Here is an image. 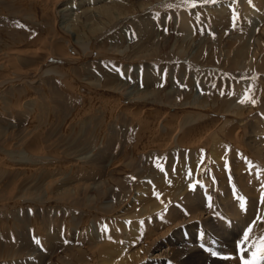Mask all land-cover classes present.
I'll return each mask as SVG.
<instances>
[{
  "label": "rangeland",
  "instance_id": "374dc122",
  "mask_svg": "<svg viewBox=\"0 0 264 264\" xmlns=\"http://www.w3.org/2000/svg\"><path fill=\"white\" fill-rule=\"evenodd\" d=\"M57 1L58 0H11V6H13L12 10L6 3V0H0V54L7 53L6 51L10 48H15L13 44L18 45L19 47L16 49L22 52L19 58L16 59V62L6 60V57H2L5 60L2 59L1 63L3 70H11L12 72L18 71L20 69V64H18V62L22 61L24 65H26L27 62L30 63V60L27 61L26 58L32 59L31 65L33 64V66H36L37 63L42 61L44 55H59V58L66 64V70L60 67L61 70L59 69V72H55L53 69L47 73L48 75L45 74V76L41 77L42 80H39L40 83H33L32 86L15 87L9 91L2 90L0 93L2 94L0 106H2L1 110L3 111H0V264H56V259L60 255L61 257L63 256L65 260H63L64 258L62 257L63 259L61 258V260H63L64 263L60 260L59 264H105V261L112 264H121L125 258L124 256H127L131 251L137 249L139 245H142V248H140L137 255L131 256V264H143L144 262V264H240V254L236 250V245L243 238V231L247 230V227L245 224H242L244 223L243 221L240 222L238 226V223L235 222L238 217L234 218L235 214H232L230 210L227 211L224 206L231 205V203L234 204L235 199L240 203L239 198L242 197L243 191L248 189L246 179H244L245 182L240 179V183L244 182V186L240 183H238L239 186H236L238 182L235 178L236 175L233 174V177L231 176L237 164L239 165V167L237 165L239 172L240 168L244 173L250 168V162L245 160L246 158L241 157L239 159L236 156V159L233 161L235 165H233V163L227 162V158L223 159L226 157V154L224 157L222 153L223 150H215L216 157H213L214 161L220 160V163H229L231 167H229V164L225 166L214 164L215 168H210L213 170L212 174H214L213 176L215 178L211 177V179H209L207 175H203L204 177H201V174L196 175L198 176H195V183L197 184H195L194 187L196 189L192 188L193 191H191L192 194H196V192L200 193L198 200L206 201H199L200 207L202 206V212L213 202L212 210L219 206V204L221 206L223 205L220 209L221 212H224V210L225 212L222 214L225 216L230 215L232 219L230 216L225 217L223 215L221 219L224 220L223 217L229 218L233 225L230 222H227V224L215 222L216 219L212 216L210 217L211 220L208 221L209 223L207 222L202 228L194 223L191 228L189 225L180 228L179 225L181 222H179L174 229L169 232L170 234L168 233L166 239H164L165 237L162 239L158 238L154 242H150L149 240L143 244L141 241H144V238L142 236L138 237V235H142V231L150 235L152 231L148 228L149 225L155 224L156 227L158 226L157 229L154 228V231L158 232H155V237L164 232V230L161 229L163 219H166L168 222L170 217L171 219L174 216L177 217L181 209L183 211L182 216L185 218L187 211L189 213V210L196 209V205L193 204L197 202V200L193 198H188L191 202L184 200L186 196L180 197L179 190H181L180 193L182 195H185L187 190L185 188L193 184L194 175L192 172H194L195 169V162L193 163L192 160H199V157L194 153V156H192V153H190L191 156L187 157V159H184L182 156H177L174 158L175 161H171L169 158H165L166 160L163 159L159 162L146 159L143 163L136 166V164L127 162V156L122 155L124 153V147L129 140V136L132 137L130 138L133 139L132 142H135V139H137L139 143L141 140L144 142L147 140L150 142L154 140L155 142L152 141V143L156 145L159 144L160 146L163 145L162 141L164 144L169 141L167 131L163 130L155 133V129L157 128L156 119L159 120L158 115L160 114H162L160 122H162L164 128H169L172 126L171 124L175 122L178 127L180 125L185 129H194L197 133L200 130V136H204V130L209 128L211 123L217 121V114L224 113L223 109H226L224 105L225 102L232 103L230 105L231 107L229 106L230 110H232L234 106L243 104L240 102L241 100L237 99L233 102V95H228L229 88H231L230 91L234 90L232 88L235 84V81L232 82L233 78L229 74H221L220 76V73H217L218 70L214 67L216 64L220 67L224 66L226 69L229 66L234 69L238 67V65H236L238 62L236 61L237 57L235 52L238 49V52L241 54L242 51L240 44H242L243 41L239 40L240 35L251 37L252 34L253 36L257 34L256 36H258L259 30L257 26L259 23H257V20H255V22L254 19H257V17H255L257 12H260L264 7L259 8L257 3L254 4V2H256L255 0H247L252 6L255 5L254 10H248L239 0H199L201 3L198 4L196 2L193 3L194 0L190 2L187 0H76V2H70V6H64L63 2L61 7L58 8V5L57 8H55L54 3ZM80 1L82 4L88 5L90 3L88 6L92 7V9L87 6L83 10H80L81 8L79 7L82 5L81 3L79 4ZM183 3L184 6H179ZM187 3L189 4V6L187 5L188 7L185 6ZM193 4L195 6H193ZM104 5H111V14L102 20L99 8ZM241 6L243 13H241ZM38 11L41 19L35 18V13ZM250 11L254 13L252 12L253 14H251ZM14 13H18V15ZM179 13L182 14L181 18L177 15ZM24 15L25 18L23 17ZM33 15L34 18L39 21L38 25L31 24L30 20L33 19ZM10 17H19L17 22L20 23L14 22ZM244 19H246V21H244ZM252 20L254 22H250ZM249 24L251 26H249ZM13 26L15 27L14 29ZM248 27H250V30ZM72 43L76 45L75 51L80 56V62L73 51H71L72 54H65ZM26 48L29 50L27 51ZM133 59L135 61H133ZM257 59L259 60V55ZM258 60L257 63H259V65H257V70L262 74L264 73L262 57H260L259 62ZM66 61H70V64H67ZM50 62L52 63L53 61L50 60ZM200 62L205 64L202 65ZM119 63L125 66L119 65L117 67L116 65ZM193 63L197 65L193 66ZM242 64L245 63L242 62ZM56 65L57 64L54 62L51 66L54 67ZM56 70L58 69L56 68ZM202 70L205 71V74H202ZM206 70L208 71L206 72ZM171 72H173V75H171ZM252 75L253 74L250 76L251 78H253ZM72 77L85 81L90 87H97L99 90L111 91L110 88H119L116 85L119 84L125 88L123 93H119L120 96L118 93H115L119 99L129 100V98H133V96L136 97V95L139 97V94H137L138 92L140 96L144 97L150 96L154 98L158 96L156 97L158 101L162 100L165 106H154L155 108H152L150 114L149 112L146 114L147 112L137 111L141 109L138 108L141 104L132 103L129 105L122 103V106L126 107L122 111L129 110V112H123L124 114L119 116L120 118L125 117V119L116 118L113 124H111V128L108 126L105 130H101V138L96 142L99 136L98 131L104 125L101 120H105L103 116L105 111L95 107H93L91 111L90 109L87 110L86 107H80L83 102L87 103L86 100H83L81 105H74L72 101L60 99V94L63 92L67 95L73 93L74 84L71 83L73 82ZM125 81H128V83ZM262 86L264 88V85ZM19 90H22V92ZM58 92L60 94H58ZM7 94L9 96H7ZM96 95L98 97L101 95L104 99H113L111 97L113 94ZM253 95L249 94V98L247 97L248 101H245L250 103L252 100H258L259 103L261 102V105L264 104L263 97V99H258L255 93ZM57 97L60 100H58ZM98 97H94V99L100 102L101 99ZM28 98H30V100ZM230 98H232V100ZM102 102L105 106L111 103L106 101ZM20 103H22V106ZM209 104L212 105L210 106ZM208 106L211 107V109ZM247 106L248 104L243 105L241 108L242 110H240L238 114H245L247 111L246 109H248ZM72 107L74 109L75 107H80L82 112L73 111L74 109ZM177 108H180V111ZM162 110H168V113H163ZM132 111L134 112L131 113ZM228 111L229 110L226 112L228 113ZM8 112L16 117L19 116L18 120L13 122L5 119L4 116L10 115ZM207 112H213L214 114L213 116L211 115V119H207L206 121L200 120L202 123L205 122L202 125L204 128L201 126L200 129H196L195 124L199 123L193 122L194 117L200 114H206ZM140 114H145L146 118L150 117V121H152L146 123L145 127L137 128L127 119H131L132 117L133 119H142ZM208 115L210 116V114ZM256 115H261V117L258 116L259 122L261 118L264 119V112H257ZM106 116V122L112 123L108 119L110 113H106L105 117ZM186 116H188L187 119H185ZM252 116L255 118V114ZM86 117L87 119H84ZM190 117L192 121H190ZM9 118L10 117H8V119ZM72 120L81 122L78 125L75 124L71 126V123H73ZM226 122L229 121L227 120ZM129 126L132 128L130 129ZM152 127L155 128L153 129ZM63 128L65 130H62ZM219 129L220 127L218 130ZM229 130L230 127H227L224 132L227 138L223 133L222 137H214L215 140L212 139L213 142H218V139H222L233 144L232 140L234 138L236 139L239 134L236 133V137L232 136L233 133ZM226 132H229L230 135L228 136ZM253 132L254 131L251 130V134H253ZM137 133L138 135H136ZM143 133L146 134L143 135ZM151 133L157 135L156 138L149 137ZM184 136H187V133H184ZM180 139V144H184L182 139ZM237 139L239 140L240 138ZM246 139H244L243 143ZM202 140H204V138ZM243 146L245 149V145ZM130 148L131 150L136 149L135 147L132 148L131 145ZM89 149L90 152H87ZM83 150H86L84 155L81 154ZM219 150H221L220 153H218ZM253 151L254 150L250 151L251 154ZM216 152L219 156L222 155L221 157L223 158L219 157ZM14 153L15 155H13ZM19 154L23 155L20 157ZM74 154L77 157H75L74 163L68 162L71 157L75 156ZM208 155L209 154H205L206 163L209 162V159L211 161L213 160L211 157L209 158ZM14 156H17V159L16 157L14 158ZM217 157H219V159ZM133 158L136 159L132 157V161ZM215 158L217 160H215ZM221 159L224 161H221ZM239 160L245 161L244 166L241 165L242 162H239ZM65 162L68 163L67 165H63L65 167L61 168L58 166L65 164ZM125 164L128 166L126 165L127 167H124L123 165ZM14 165L15 167L13 168H16L18 165L25 166L26 169H29V173L21 177L20 175H22V173L20 175L16 174L17 172L13 174L8 173L6 171L7 166ZM109 166L110 168L122 166L118 172V179H120V176L123 174H127V185L122 184L123 191L121 194L117 192L116 189L120 184L116 185L111 180L114 183L113 188L115 187L114 190H112L113 188L107 187L104 185V182L100 180L104 177L106 169ZM59 167L60 169L65 168V173L62 175L63 177L60 176L58 172L55 173ZM237 168L236 172H238ZM225 169L228 172L225 171ZM231 169L232 172L230 171ZM226 176H228L227 179L225 178ZM189 177L192 178L190 181ZM231 180H234V182ZM209 181L211 183H209ZM186 182L188 185H186ZM232 184L234 185L233 191L234 193L236 192V194L230 196L228 188L229 194L227 195H229L230 198L226 197V201L222 203L221 198L224 196V194H221V192L224 191L222 187ZM104 186L106 187V191L104 190ZM214 188L215 191H213ZM242 189L244 190L242 191ZM144 191L146 194L143 193ZM201 192L206 194L203 195ZM142 194L144 196L147 195L149 200L145 199L144 201V199H142ZM206 196H210L212 199H207ZM245 202L244 200V203ZM125 203H127V205ZM152 203L153 206L157 205L156 209L161 210L156 212V209H152V206H150ZM235 203L238 205L237 202ZM145 207H148L147 209L149 212ZM143 210H145L144 212L146 213H142ZM237 210L239 211V209ZM80 211L82 212L80 213ZM226 211L231 214L226 213ZM149 214L152 215L146 216ZM166 214H169V216ZM187 215L188 214H186V216ZM213 216L219 217L220 215L215 213ZM75 217L78 218V224L76 223V225H74L73 222V225L76 227H72L74 229L70 233V229L68 228V226L70 227L69 222L73 221ZM128 218L129 220L131 219L130 221H137V226L141 228H133L129 231L128 235H126L127 230L124 229L126 228L124 222H126ZM86 219L88 220L85 221ZM141 219H143L144 222ZM134 222H131V225H133ZM84 223H86V225ZM122 223L124 225H122ZM234 223L237 229L232 227L235 226ZM228 224L230 225L229 227ZM77 225H79V228H77ZM84 226V232L80 231ZM223 226H226V228H223ZM58 227L60 230H58ZM63 227H65L66 230ZM158 228H160L161 231ZM241 228L242 230H240ZM148 230L149 232H147ZM173 230H176L175 233ZM129 238L131 239V244L127 243L129 242ZM62 239L64 242L66 241V247L61 244ZM173 239L177 240L174 241ZM159 240L167 242L165 245H162L160 249H158ZM36 241H39V243ZM118 243H120V245H118ZM150 243L152 244L149 245ZM248 244L249 243L246 242L242 245V247L247 249L245 258H248V252L252 251V248H249ZM116 248L117 250L113 252L112 249ZM133 248L134 250H132ZM206 249L208 250L206 251ZM32 250L35 252L34 255H32L33 257L21 258L25 253H27L26 256H28V252ZM109 250L112 253L108 252ZM213 251L217 253V256L211 255ZM9 255L10 257L14 256L16 259L11 257L13 260L15 259L13 261ZM54 256L58 257L55 258ZM224 256L231 257V259H221V257ZM140 258L145 261L143 262ZM160 259H162V261ZM150 260L153 263L150 262Z\"/></svg>",
  "mask_w": 264,
  "mask_h": 264
},
{
  "label": "bare ground",
  "instance_id": "6f19581e",
  "mask_svg": "<svg viewBox=\"0 0 264 264\" xmlns=\"http://www.w3.org/2000/svg\"><path fill=\"white\" fill-rule=\"evenodd\" d=\"M14 1H16V0H14ZM19 1V0H18ZM76 2V0H58L56 3H54V7L55 8H57V6H58V8L59 7H61L62 5H63V2H64V6H70V2L72 3V2ZM90 1V0H89ZM92 1H95V0H92ZM99 1V0H98ZM188 2H190V1H192V0H187ZM218 1H225V0H218ZM217 1V2H218ZM239 1H241V3L244 5V6H246V8L248 9V10H254V8H255V5L254 6H252V4H250L247 0H239ZM256 2H254V4H258V7L259 8H261V7H264V0H255ZM258 1V2H257ZM78 2V1H77ZM82 2H84V1H82ZM194 2H196L197 4L198 3H201L199 0L197 1H193V3ZM6 3L8 4V6H10V9H12L13 10V6H11L12 4H11V0H6ZM81 3V1L79 2V4ZM184 3H186V2H184ZM184 3L183 4H181V5H179V6H184ZM210 3V2H209ZM223 3V2H222ZM226 3V2H225ZM74 4V3H73ZM82 4V3H81ZM90 4V3H89ZM88 4V5H89ZM94 4V3H93ZM92 4V5H93ZM217 4V3H216ZM227 4V3H226ZM72 5V4H71ZM87 4H82L79 8H81L80 10H83L85 7H87L88 6ZM189 6V4L187 3L185 6L186 7H188ZM215 5V4H214ZM223 5V4H222ZM94 6V5H93ZM221 6V5H220ZM257 6V5H256ZM16 7V6H15ZM77 7H78V5H77ZM76 7V8H77ZM88 7H90V6H88ZM110 7H111V5H108V6H101L100 8H99V11H100V14H101V18H102V20H104L105 18H107L110 14H111V9H110ZM169 7H172V6H169ZM174 7V6H173ZM218 7V6H217ZM91 9H92V7H90ZM39 9V8H38ZM49 9V8H48ZM52 9V8H51ZM179 9H180V7H179ZM216 9V8H215ZM218 10H219V8H218ZM221 10V9H220ZM247 10V11H248ZM43 11V10H42ZM47 11V10H46ZM50 11V10H49ZM240 11V10H239ZM244 11V10H243ZM246 11V10H245ZM15 12V11H14ZM48 12V11H47ZM52 12V11H51ZM222 12V11H221ZM251 12V11H250ZM253 12V11H252ZM251 12V14H253ZM42 13V12H41ZM44 13V12H43ZM211 13H213V12H211ZM215 13V12H214ZM241 13H243L242 12V6H241ZM14 14H16V15H18V13H14ZM22 14V13H21ZM189 14V13H188ZM248 14V13H247ZM41 15H43V14H41ZM178 16H179V18H181L182 17V14L181 13H179V14H177ZM244 16H245V14H244ZM249 16V15H248ZM253 16V15H252ZM19 17H22V16H19ZM18 17V18H19ZM24 18H25V15L23 16ZM255 17H257V19L255 18L254 19V21L255 20H257V23H259L258 24V26H257V24H256V26L258 27V30H259V34H258V36H253V34H252V36L251 37H246V35H240V39L239 40H242L243 42H242V44H240V47L242 48V51H241V54L238 52V49L236 50V52H235V55H236V61L238 62L236 65H238V67L237 68H232L231 66H229L227 69H226V67H220L219 65H217L216 64V66L214 67L215 69H217L218 71H217V73H220V76H221V74H229L232 78H233V80H232V82L233 81H235V84H234V86H232V88L234 89L233 91H230V89L231 88H229V91H228V95L229 94H231V96L233 95V100H232V98H230L233 102L235 101V99H237V100H245V97H248L249 98V94L251 95H253L254 93L256 94V97L258 98V99H261L262 97L264 98V88H263V86L262 85H264V81H263V79H264V73H260V72H258V66L257 65H259V63H257V58H258V55H259V60H258V62L260 61V57H262V63L264 64V8H262L261 9V11L259 12H257V15L255 16ZM10 18H12V20L14 21V22H17L18 21V18L17 17H10ZM33 19H31L30 20V22H31V24H33V25H38L39 24V21L38 20H36L37 18H39V19H41V17H40V14H39V11L38 12H36L35 13V18H34V15H33V17H32ZM27 19V18H26ZM25 19V20H26ZM250 19V18H249ZM248 19V20H249ZM11 20V19H10ZM11 20V21H12ZM24 21V20H23ZM168 21V20H167ZM244 21H246V19H244ZM253 20L252 21H250V22H254ZM24 22H27V21H24ZM41 22V21H40ZM249 22V21H248ZM256 22V21H255ZM18 24L20 23V22H17ZM29 23V22H28ZM14 24V23H13ZM27 24V23H26ZM244 25V24H243ZM248 25V24H247ZM11 26V25H10ZM189 26V25H188ZM242 26V25H241ZM249 26H251L250 24H249ZM255 26V25H254ZM255 26V27H256ZM187 27V26H186ZM254 27V28H255ZM15 27L13 26V29H14ZM250 27H248V29H249ZM244 29H246V28H244ZM257 29V28H256ZM11 30V29H10ZM17 30V29H16ZM25 30V29H24ZM187 30H189V29H187ZM250 30V29H249ZM248 30V31H249ZM253 30V29H252ZM9 31V30H8ZM4 32V31H3ZM10 32H12V31H10ZM185 32V31H184ZM13 33V32H12ZM186 33V32H185ZM249 33V32H248ZM248 33H246V34H248ZM253 33V32H252ZM255 33H256V30H255ZM249 35V34H248ZM5 39V38H4ZM58 42V41H57ZM50 43V42H49ZM14 45V47L15 48H10V49H8L6 52L7 53H1L0 54V93H1V91L3 90V91H9V90H12L13 88H15V87H19V86H26V85H28V86H32V84L34 83V84H36V83H40V81L39 80H42V76H45V74L46 75H48L47 73H49L50 71H52L53 69V71H57V72H59V69H60V67L61 68H64L65 70H66V64H64L65 62L62 60V59H60L59 57V55H52V56H49V55H47V56H43V58H42V61L40 62V63H37L36 64V66H33V64L31 65V61H32V59H29V58H26L27 59V61L28 60H30V63L29 62H27V64L26 65H24L23 63H22V61L21 62H18V64H20V69L18 70V71H14V72H12L11 70H3V67H2V57H6L7 59L6 60H11L12 62H16V59H18L19 58V55H20V53H22V52H19L17 49H18V45H16V44H13ZM17 48V49H16ZM24 48V47H23ZM14 49H16V50H14ZM21 49H22V47H21ZM43 49V48H42ZM75 49H76V45L75 44H71L70 46H69V48L67 49V52L65 53V54H67V53H70V54H72L71 53V51H73L74 52V54L77 56V58H78V60H79V62H80V56H79V54L75 51ZM26 50L28 51L29 49H27L26 48ZM16 51V52H15ZM21 51V50H20ZM27 53V52H26ZM26 57V56H25ZM249 57V58H248ZM22 58H24V57H22ZM248 58V59H247ZM247 59V60H246ZM4 60V59H3ZM20 60V59H19ZM50 60L51 61H53L52 63L50 62ZM5 61V60H4ZM133 61H135L134 59H133ZM11 62V63H12ZM55 62V64H57L56 66H54V67H52L51 65H53V63ZM70 61H66V63L67 64H70L69 63ZM129 62V61H128ZM242 62L243 63H245V64H242ZM10 63V62H9ZM201 63V62H200ZM261 63V64H262ZM13 64V63H12ZM202 65H204L205 63H201ZM119 65H124V64H121V63H119V64H117L116 66L118 67ZM197 64H194L193 63V66H196ZM212 65V64H211ZM225 65V64H224ZM51 66V67H50ZM125 66V65H124ZM210 66V65H209ZM50 68V69H49ZM56 68L58 69V70H56ZM210 68V67H209ZM261 68V67H260ZM264 68V67H263ZM120 69V68H119ZM211 69H212V67H211ZM61 70V69H60ZM208 70H206V72H207ZM216 71V70H215ZM211 72H213V71H211ZM202 74H205V71H203L202 70ZM213 74V73H212ZM251 74H253L252 76H253V78H251L250 76H251ZM67 75V74H66ZM171 75H173V72H171ZM218 75V74H217ZM214 76V75H213ZM219 76V75H218ZM171 77H173V76H171ZM263 77V78H262ZM45 78V77H44ZM215 78V77H214ZM256 80H255V79ZM72 79H73V82H71V83H73L74 84V90H73V93L71 94V95H67V94H64V92L63 93H59L58 92V94H60V96H58V97H60V99H65V100H69L70 102L72 101V103L74 104V105H77V104H79V105H81V102L83 101V100H86L87 101V103H85V102H83V104H82V106H80V107H86V109L88 110V109H90V111L92 110V108L93 107H95V108H100L101 110H104L105 112L103 113V116H104V118H105V120H101L102 122H103V127L101 128V129H99V131H98V137H97V139H96V142H98L99 141V139L101 138L100 136H101V130H105L106 129V127H108L109 126V128H111L112 126H111V124H113V121L116 119V118H119V119H125V117H119V116H121V114H124L123 112H126V111H128L129 112V110H125V111H122V110H124L126 107H124V106H122V103L123 104H129V105H131L132 103H136V104H141V106L140 107H138L140 110H137V111H142V112H144V113H146V114H148V112H149V114H150V111L152 110V108H155L154 106H161V107H163V106H165V103H162V100L161 101H158V98H156V97H158V96H156V97H154V98H151L150 96H146V97H144V96H140V93L138 92L137 94H139V97H137L138 95H136V97L135 96H133V98L131 97V98H129V100H124V99H119V97L115 94V93H123L124 92V87L123 86H120L119 84H116L119 88H116V89H112V88H110V90L111 91H113V92H111V91H108V90H99V88H97V87H90L89 85H87L86 84V82L85 81H82V80H79V79H75V78H73L72 77ZM200 79V78H199ZM228 80V79H227ZM230 80H231V78H230ZM48 82V81H47ZM123 82V81H122ZM126 83H128V81H125ZM130 83V82H129ZM262 83V84H261ZM122 84V83H121ZM126 85V84H125ZM128 85V84H127ZM95 86V85H94ZM36 87V86H35ZM115 87V86H114ZM60 88V87H59ZM253 88V89H252ZM25 89V88H24ZM27 90V89H26ZM20 92H22V90H19ZM127 92V91H126ZM3 93V92H2ZM8 93V92H7ZM128 93V92H127ZM136 93V92H135ZM96 94H98V95H100V94H113V95H111V97L113 98V99H111V98H107V99H104V98H102L101 97V95L98 97ZM2 94H0V100H2V96H1ZM57 95V94H56ZM134 95V94H133ZM6 96V95H5ZM7 96H9L8 94H7ZM6 96V97H7ZM27 96V95H26ZM119 96H120V94H119ZM254 96V95H253ZM252 96V97H253ZM31 97V96H30ZM57 97V98H58ZM94 97H98V98H100L101 100H100V102H98L97 100H95L94 99ZM135 97V98H134ZM255 97V98H256ZM126 98V97H125ZM128 98V97H127ZM262 98V99H263ZM24 99V98H23ZM29 100H30V98H28ZM32 99V98H31ZM59 98H58V100H60ZM149 99V100H148ZM3 100H4V97H3ZM11 100V99H10ZM26 100V99H25ZM264 100V99H263ZM18 101H20V100H18ZM102 101H106V102H111L110 104H108L107 106H105V105H103V102ZM246 101H248V99L246 100ZM244 102L243 104H239V106H234L233 108H232V110H230V108H229V106L232 104V103H226L225 102V106H226V109H223V111H224V113H221V114H217V121L216 122H214V123H211L210 124V127L209 128H207L206 130H204L205 132H203L205 135L204 136H200V134H199V132H200V130H199V132L197 133V131L195 130L194 131V129L193 130H191V129H185V128H183V127H181L180 125H179V127L177 126V124L175 123V122H173L171 125L172 126H170L169 128H164L163 127V124H162V122H160L161 121V119H162V114H160V115H158V118H159V120H157L156 119V123H157V128L155 129V133H157V131H163V130H165V131H167L168 132V135H169V141H167V143H165L164 144V142L162 141V144L163 145H156L155 143H152V141H154V140H152L151 142L150 141H146V142H144L143 140H141V142L139 143L138 142V140L137 139H135L136 141L135 142H132L133 141V139H130V138H132V137H128L129 138V140L127 141V143H126V146L124 147V153H123V155L122 156H127V162H130V164H136V166H138V165H140L141 163H143V161H145L146 159L147 160H149V159H151V160H154L155 162H159V161H162L163 159H165V158H169L171 161H175V159L174 158H176L177 156H182L184 159H187V157H189V156H191L190 155V153H192V156H194L193 155V153L194 154H196V155H198V159L199 160H192L193 161V163L195 162V169H194V172H192L193 173V175H194V178H193V184L191 185V186H189L188 188H185V189H187L186 190V194L185 195H182L180 192H181V190H179V189H177V190H179L180 192H179V195H181L180 197H182V196H186V199L184 198V200H186V201H188V202H191L188 198H193V199H195V200H197V202H195L193 205H196L195 207H196V209H192V210H189V213H188V211L186 212V214H188L187 216H186V214H185V212H184V214H185V218L182 216V209L180 210V212H178V214H177V217H173L172 219H171V217H170V220L167 222L166 221V219H163V223H162V227H161V229H163L164 230V232L163 233H161V234H159V235H156L155 237H154V234H155V232H157V231H154V228H156L157 229V227H156V225L154 224V225H149V229H151L150 231H152L151 233H150V235H148L149 233H146V232H144V231H142V229H141V231H142V235H138V237L139 236H142L143 238H144V241H141L143 244L145 243V242H148L149 240H150V242H154L156 239H162L163 237H165L164 239H166V236L168 235V233L172 230V229H174V227L179 223V222H181V224L179 225L180 226V228H183V227H185V226H188L189 225V227L191 228L193 225V223L194 224H197L200 228H202V226H204L205 224H207V222L208 221H210L211 220V216L214 218V219H216V221L215 222H219V223H223V224H227V222H232V221H230V219L229 218H225V217H227V216H225V215H223L222 213H224L225 212V210H224V212H221V209L220 208H222V206L219 204V206H217L216 208H214L213 210H212V206H213V204H214V202L213 203H211V204H209V206H208V208L207 209H205V211L204 212H202V206L200 207V204H199V201H204V200H198L199 199V194L200 193H197L196 192V194H192V192L191 191H193L192 190V188H195L194 186H195V184H197V183H195V176L196 175H198V174H201V177L204 175H207L208 177H209V179H211V177H214L213 175L214 174H212L213 172V170H211V168L212 167H214V164H216V165H218V166H225L226 164H225V162L224 163H220L219 161H214V158L213 157H216V155H215V150L216 151H218L217 149H221V150H223V154H224V157H225V154H226V157L225 158H223V157H221L222 155V153L220 154L221 156H219L218 154H217V152H216V154L219 156V157H221V158H223V159H226L227 160V162H230V163H233V165H235L234 164V159H236V156L240 159L241 157H244V158H246L245 160H247L248 162H250V168H246L247 169V171L244 173V172H242V170H241V168H240V172H239V169L237 168V165H235V167L237 168V170H238V172H236V168H235V171H233L234 173H232L231 174V176L234 174V175H236V179L238 180V182H237V185L236 186H239V184L238 183H240L241 182V180L240 179H242L244 182H245V180L244 179H246L247 180V183H248V185H247V190H245V191H243L244 189H242V191H243V193H242V198H243V200H245L246 202L244 203V205H245V207L243 208V210L241 209V207H240V203L237 201V199H235V201H234V204L233 203H231V205L229 204V203H227V204H229V205H225V206H227V207H225L224 206V208H226V210L228 211V210H230L231 212H232V214H235L234 216V218H236V217H238V219L236 218V220H235V222H237L238 223V226L240 225V222H244V223H242V224H245L246 225V227L248 228L249 226H251L252 227V229H253V231L250 233L251 235H250V238H249V241H247L249 244H251L252 242H253V240H255V242H259V238L261 237V236H264V200H262V197H264V119L263 118H261L260 119V122L258 121L259 119H258V116L256 115V113L258 112H264V104L263 105H261V102L259 103V101L258 100H252L250 103H248V102ZM253 101L255 102V103H253ZM22 102H25V101H22ZM18 103V102H17ZM17 103H16V105H17ZM0 104H1V101H0ZM21 104V106H22V103H20ZM19 104V105H20ZM217 104V103H216ZM245 104H248V106H247V108L248 109H246L247 111L245 112V114L244 113H242V114H238V112L240 111V110H242L241 108H242V106L243 105H245ZM128 105V106H129ZM210 105V104H209ZM212 105V104H211ZM210 105V106H211ZM12 106V105H11ZM127 106V107H128ZM213 106H214V104H213ZM19 107V106H18ZM80 107H78V108H76L75 107V109L73 110V111H81V109H80ZM209 107V106H208ZM231 107V106H230ZM13 108H14V106H13ZM191 108V107H190ZM210 109H211V107H209ZM215 108V107H214ZM214 108H212V109H214ZM220 108V107H219ZM2 106H0V111L1 112H3L2 110ZM4 109V108H3ZM11 109V108H10ZM83 109V108H82ZM134 109V108H133ZM178 110L180 109V108H177ZM195 109V108H194ZM193 109V110H194ZM16 110V109H15ZM154 110V109H153ZM187 110V109H186ZM192 110V109H191ZM207 110V109H206ZM227 110H229L228 111V113L226 112ZM168 111V110H167ZM167 111H164V110H162V112L164 113H168ZM180 111V110H179ZM214 111V110H213ZM231 111V112H230ZM235 111V112H234ZM82 112V111H81ZM134 111H132L131 113H133ZM197 112V111H196ZM7 113V112H6ZM106 113H110V116H109V120H110V122H112V123H109V122H106V119H107V116L105 117V114ZM138 113V112H137ZM8 114H10L9 112H8ZM208 114H210V116L208 115ZM213 112H207L206 114H200V115H197L196 117H194V119H193V122H197V123H199V124H195L196 125V129H200V127L205 123H202L200 120H202V121H206L207 119H211V115L213 116ZM255 114V118L252 116V115H254ZM33 115V114H32ZM163 115H165V114H163ZM189 115V114H188ZM82 116V115H81ZM140 116H142L141 118L142 119H133V117L131 118V119H127L131 124H133V126H135V127H145V124L146 123H150L151 121H150V117H148V118H146V116H145V114H140ZM0 117H1V115H0ZM8 117H10L9 119H8ZM152 117H154V116H152ZM184 117V116H183ZM259 117H261V115L259 116ZM4 118L5 119H7V120H10V121H13V122H16L17 120H18V118H19V116L18 117H16L15 115H7V116H4ZM79 118V117H78ZM188 118V116H186V118L185 119H187ZM84 119H87V117L86 118H84ZM190 119V121H192L191 120V117L189 118ZM176 120V119H175ZM182 120H183V118H182ZM229 121V122H226V121ZM73 121V120H72ZM100 121V122H101ZM154 121H155V119H154ZM185 121V120H184ZM215 121V120H214ZM13 122H11V123H13ZM69 122H71V121H69ZM81 122V121H80ZM79 121H73V123H71V126L73 125H75V124H79L80 123ZM124 122V121H123ZM201 122V123H200ZM10 123V124H11ZM91 123V122H90ZM184 123V122H183ZM67 124V123H66ZM9 125V124H8ZM107 125V126H106ZM244 125V126H243ZM156 126V125H155ZM205 126V125H204ZM31 127V126H30ZM66 127V126H65ZM67 127H68V125H67ZM130 127V126H129ZM151 127V126H150ZM193 127V126H192ZM203 127V126H202ZM220 127V129L218 130V128ZM227 127H230V132H232L233 133V135H232V133H231V135L232 136H235L236 137V133L237 134H239L238 135V137L237 138H240L239 140L236 138H234L233 140H232V143L233 144H230V143H228L227 142V140L225 141V140H222V139H218V142H213V140H215L214 139V137H222V134L225 132V130L227 129ZM132 127H130V129H131ZM153 129L155 128V127H152ZM194 128H195V126H194ZM204 128V127H203ZM73 129V128H72ZM168 129H169V131H168ZM202 129V128H201ZM260 129V130H259ZM29 130H30V128H29ZM32 130V129H31ZM62 130H65L64 128L62 129ZM67 130V129H66ZM74 130V129H73ZM138 130V129H137ZM146 130H150V129H146ZM251 130H253L254 132H253V134H251ZM141 131V130H140ZM203 131V130H202ZM201 131V132H202ZM32 132V131H31ZM31 132H29V133H31ZM152 132V131H151ZM166 132V133H167ZM28 133V132H27ZM42 133V132H41ZM142 133V132H141ZM150 133V132H149ZM163 133V132H162ZM161 133V134H162ZM184 133H187V136H184ZM226 133H228V136L230 135L229 134V132H226ZM144 134H146V133H143V135ZM225 134V133H224ZM135 135V134H134ZM136 135H138V133L136 134ZM149 135V134H148ZM147 136V135H146ZM156 136L157 135H155L154 133H151L150 134V136L149 137H155L156 138ZM163 136H164V134H163ZM225 136H226V134H225ZM246 136H247V139H246ZM148 137V136H147ZM125 138H126V136H125ZM158 138V137H157ZM182 139V141L184 142V144H180V141H179V139ZM204 138V140H202ZM226 138H227V136H226ZM225 138V139H226ZM140 139V138H139ZM143 139V138H142ZM149 139V138H148ZM154 139V138H153ZM161 139V138H160ZM159 139V140H160ZM180 139V140H181ZM213 139V140H212ZM243 139V140H242ZM244 139H246L245 140V142L243 143V141H244ZM146 140V139H145ZM162 140V139H161ZM212 140V141H211ZM143 141V142H142ZM165 141V140H164ZM125 142H126V139H125ZM132 142V143H131ZM150 142V143H149ZM155 142V141H154ZM182 142V143H183ZM130 145L132 146V148H136V149H134V150H131V148H130ZM243 145H245V149H244V146ZM134 146V147H133ZM10 149V148H9ZM139 151H138V150ZM138 152H137V151ZM221 150H219V152L218 153H220L221 152ZM251 150H254L253 151V153L251 154ZM10 151V150H9ZM4 152H6V151H4ZM82 153V155H84L85 154V152H86V150L84 151H81ZM87 152H90V149L87 151ZM123 152V151H122ZM136 152V153H135ZM189 152V153H188ZM8 153V152H7ZM16 153V152H15ZM15 153L13 154V155H15ZM76 154H78V153H76ZM189 154V155H188ZM205 154H209L208 156H209V158L211 157L213 160L211 161L210 159H209V162H205L206 161V159H205ZM18 155V154H17ZM21 155H23V154H21ZM21 155L19 154V156L21 157ZM75 155V154H74ZM79 155V154H78ZM110 155V154H109ZM16 157V159H17V156H14V158ZM20 157H18V158H20ZM24 157H25V155H24ZM75 157H76V155L74 156V157H71V159L68 161V162H70V163H72L73 161H74V159H75ZM99 157V156H98ZM132 157H135L136 159H134L133 158V161H132ZM219 157H217L218 159H219ZM23 158V157H22ZM30 158V157H29ZM35 158V157H34ZM77 158V157H76ZM179 158V157H178ZM181 158V157H180ZM207 158V157H206ZM237 158V159H238ZM21 159V158H20ZM19 159V160H20ZM100 159V158H99ZM123 159V158H122ZM121 159V160H122ZM191 159H193V158H191ZM223 159H221V161H224ZM124 160V159H123ZM122 160V161H123ZM166 160V159H165ZM215 160H217L216 158H215ZM79 161V160H78ZM116 161V160H115ZM125 161V160H124ZM153 161V162H154ZM167 161L169 162V160L167 159ZM238 161V160H237ZM246 161V162H247ZM152 162V163H153ZM166 162V161H165ZM179 162V161H178ZM190 162V161H189ZM239 162H242V164L241 165H243L244 166V163H245V161H240L239 160ZM74 163V162H73ZM84 163V162H83ZM171 163V162H170ZM236 163V162H235ZM36 164V163H35ZM68 163H66L65 162V164H62V165H58V166H60L61 168H63V167H65V166H63V165H67ZM106 164V163H105ZM161 164V163H160ZM176 164V163H175ZM190 164H191V162H190ZM229 164V163H228ZM227 164V165H228ZM249 164V163H248ZM24 165V164H23ZM37 165V164H36ZM73 165H75V164H73ZM127 164H125V165H123L124 167H127L126 166ZM178 165V164H177ZM176 165V166H177ZM180 165V164H179ZM194 165V164H193ZM28 166V165H27ZM181 166V165H180ZM206 166V167H205ZM207 166H209V167H207ZM248 166V165H247ZM13 167H15V165L14 166H7V169H6V171L8 172V173H11V174H13L14 172H17L16 174H18V175H20L21 173H22V175H20V177L21 176H24V175H27L28 173H29V169H26V167L25 166H16V168H13ZM22 167V168H21ZM60 167H59V169L58 170H56L55 171V173L56 172H58V174H60V176H62L65 172H64V170H65V168L64 169H60ZM120 167H122V166H117V168H110V166L109 167H107V169H106V172H105V175H104V177H102L100 180H102L103 182H104V185H106L107 187H109V188H113V184L115 183L116 185L117 184H120L119 186H118V188L116 187V189H117V192H119L120 194H121V192L123 191V189H122V184H126V182H127V174H123L122 176H120V179H118V172L120 171ZM131 168H133L132 166H130ZM140 167V166H139ZM189 167V166H188ZM211 167V168H210ZM227 167V166H226ZM225 167V168H226ZM229 167H231V165L229 164ZM238 167H239V165H238ZM241 167V166H240ZM245 167H246V165H245ZM25 168V169H24ZM40 168V167H39ZM144 168V167H143ZM179 168V167H178ZM187 168V167H186ZM192 168V167H191ZM215 168V167H214ZM214 168H212V169H214ZM133 169H135V168H133ZM218 169V168H217ZM243 169H244V167H243ZM174 170V169H173ZM228 170H229V168H228ZM31 171H32V169H31ZM136 171V170H135ZM181 171V170H180ZM225 171H227L226 169H225ZM225 171H224V174H225ZM231 172H232V169L230 170ZM126 172V171H125ZM131 172H132V170H131ZM228 172V171H227ZM237 174H236V173ZM23 173H25V174H23ZM27 173V174H26ZM53 173V172H52ZM121 173V172H120ZM124 173V172H123ZM133 173V172H132ZM230 173V172H229ZM227 174V173H226ZM34 175V174H33ZM38 175V174H37ZM133 175V174H132ZM30 176V175H29ZM51 176V175H50ZM203 176V177H204ZM26 177V176H25ZM56 177H57V175H56ZM63 177V176H62ZM196 177H198V176H196ZM233 177V176H232ZM215 178V177H214ZM226 179L228 178V176H226L225 177ZM224 178V179H225ZM231 178V177H230ZM235 178H233V179H235ZM58 179V178H57ZM192 178H190L189 177V181L191 180ZM204 179V178H203ZM206 179V178H205ZM235 179V180H236ZM56 180V179H55ZM114 182H112V181ZM186 180V179H185ZM188 180V179H187ZM229 180V179H228ZM59 181V180H58ZM123 181V182H122ZM188 181V182H189ZM197 181V180H196ZM198 181H201V180H198ZM207 181V180H206ZM225 181V180H224ZM232 182H234V180H231ZM242 181V182H243ZM223 182V181H222ZM230 182V181H229ZM244 182L243 183H240V184H242V186H244ZM136 183H138V182H136ZM136 183H135V185H136ZM191 183V182H190ZM189 183V184H190ZM201 183V182H200ZM204 183V182H203ZM209 183H211L210 181H209ZM221 183V182H220ZM219 183V184H220ZM95 184V183H94ZM99 184V183H98ZM129 184V183H128ZM139 184V183H138ZM202 184V183H201ZM201 184H200V186H201ZM206 184V183H205ZM208 184V183H207ZM8 185V184H7ZM97 185V184H96ZM101 185V184H100ZM127 185V184H126ZM135 185H132V186H135ZM184 185V184H183ZM186 185H188L187 184V182H186ZM203 185V184H202ZM210 185H212V184H210ZM65 186V185H64ZM138 186V185H137ZM180 186V185H179ZM179 186H177V187H179ZM233 184L232 185H228V186H225V187H222V189L224 190L223 192H221V194H224V196H223V198H221L222 199V203L224 202V201H226V197L227 198H230V196L232 195V194H236V192L234 193V191H233ZM105 187V186H104ZM198 187V186H197ZM219 187V186H218ZM217 187V188H218ZM71 188V187H70ZM115 188V187H114ZM114 188L112 189V190H114ZM123 188H125V187H123ZM141 188V187H140ZM159 188V187H158ZM220 188V187H219ZM228 188H229V192H230V194H229V192H228ZM246 188V187H245ZM76 189V188H75ZM106 189V187L104 188V190ZM128 189V188H127ZM138 189H139V187H138ZM137 189V190H138ZM141 189H143V188H141ZM196 189V188H195ZM198 189V188H197ZM221 189V188H220ZM235 189H237V188H235ZM234 189V190H235ZM201 190V189H200ZM106 191V190H105ZM126 191V190H125ZM152 191V190H151ZM213 191H215V188L213 189ZM102 192V191H101ZM114 192H116V191H114ZM200 192V191H199ZM205 192V191H204ZM232 192V193H231ZM104 193H107V192H104ZM134 193V192H133ZM143 193H145V191L143 192ZM202 193V192H201ZM217 193V192H216ZM240 193V192H239ZM115 194V193H114ZM117 194V193H116ZM146 194V193H145ZM203 194V193H202ZM204 194H206V193H204ZM203 194V195H204ZM227 194H229V195H227ZM86 195V194H85ZM141 195V194H140ZM148 195H150V194H148ZM154 195H155V193H154ZM208 195V194H207ZM233 195V196H234ZM132 196V195H131ZM156 196V195H155ZM213 196V195H212ZM222 196V195H221ZM141 197V196H140ZM204 197V196H203ZM239 197H240V195H239ZM112 198V197H111ZM178 198H179V196H178ZM200 198H202V197H200ZM206 198L207 199H212L210 196H206ZM241 198V197H240ZM239 198V199H240ZM36 199V198H35ZM38 199V198H37ZM142 199H144V201H145V199H148L147 198V195L146 196H144L143 194H142ZM204 199H205V197H204ZM206 199V200H207ZM225 199V200H224ZM135 200V199H134ZM149 200V199H148ZM179 200V199H178ZM230 200H232V199H230ZM36 201V200H35ZM129 201V200H128ZM142 201V200H141ZM147 201V200H146ZM210 201V200H209ZM233 201V200H232ZM108 202H110V201H108ZM130 202V201H129ZM149 202V201H148ZM194 202V201H193ZM204 202H206V201H204ZM235 202H237V204L238 205H236V203ZM142 203H143V201H142ZM208 203V202H207ZM216 203V202H215ZM226 203V202H225ZM126 205H127V203H125ZM129 204V203H128ZM144 204V203H143ZM189 204H191V203H189ZM53 205H54V203H53ZM112 205V204H111ZM111 205H109V206H111ZM142 205V204H141ZM146 205H148V204H146ZM145 205V206H146ZM187 205H188V203H187ZM187 205H186V207H187ZM202 205H203V203H202ZM48 206V205H47ZM55 206V205H54ZM150 206H152V209H156L157 208V205H154L153 206V203L152 204H150ZM215 206V205H214ZM221 206V207H220ZM58 207V206H57ZM122 207V206H121ZM121 207H120V209H121ZM125 207V206H124ZM123 207V208H124ZM144 207V206H143ZM185 207V208H186ZM146 208V207H145ZM148 208V207H147ZM146 208V209H147ZM192 208V207H191ZM204 208V207H203ZM42 209V208H41ZM45 209V208H44ZM237 209H239V211L237 210ZM69 210V209H68ZM82 210V209H81ZM125 210V209H124ZM131 210V209H130ZM138 210H140V209H138ZM148 210V209H147ZM159 210H161V209H156V212L157 211H159ZM171 210V209H170ZM64 211H67V210H64ZM145 210H143L142 211V213H146V212H144ZM172 211V210H171ZM171 211H168V212H171ZM226 211V213H229V214H231L230 212H227ZM82 211H80V213H81ZM137 212V211H136ZM148 212H149V210H148ZM168 212H166V213H168ZM207 212V213H206ZM75 213V212H74ZM155 213V212H154ZM215 213H217V214H219L220 216L219 217H214L213 215L215 214ZM123 214V213H122ZM130 214V213H129ZM115 215V214H114ZM150 215H152V214H149V215H146V216H150ZM167 216H169V214H166ZM225 216V217H223L224 218V220H222L221 219V216ZM117 216V215H116ZM135 216H136V214H135ZM230 216V215H229ZM228 216V217H229ZM138 217V216H137ZM231 217V216H230ZM115 218H117V217H115ZM122 218V217H121ZM212 218V219H213ZM119 219V218H118ZM136 219V218H135ZM151 219H152V217H151ZM183 219V220H182ZM231 219H232V217H231ZM88 219H86L85 221H87ZM120 220V219H119ZM131 220V219H130ZM129 220V218L127 219V221L126 222H124V224L126 225V228H124L125 230H127L126 231V235H128V233H129V231L131 230V229H138V228H141L140 226L138 227L137 225V221L136 222H134L133 220L132 221H130ZM142 221H143V219H141ZM160 220V219H159ZM218 220V221H217ZM234 220V219H233ZM13 221V220H12ZM77 221H78V218H76L75 217V219L73 220V221H71V222H69V225H70V227L68 226V228L70 229V233H71V231L74 229V228H72V227H76V226H74V225H76V223H77ZM80 221V220H79ZM83 221V220H82ZM154 221H156V220H154ZM157 221H158V219H157ZM214 221V220H213ZM73 222H74V225H73ZM127 222H129V223H127ZM131 222H134V224L133 225H131ZM140 222V221H139ZM138 222V223H139ZM144 222V221H143ZM147 222H150V221H147ZM212 222V221H211ZM214 222V223H215ZM209 223V222H208ZM51 224V223H50ZM78 224V223H77ZM85 225H86V223H84ZM116 224H118V223H116ZM123 223H122V225H124ZM127 224H128V226H127ZM232 225H233V223H231ZM235 224V223H234ZM13 225V224H12ZM60 225H62V224H60ZM118 225H120V224H118ZM140 225V224H139ZM245 225H244V227H245ZM58 226V225H57ZM65 226V225H64ZM82 226H83V224H82ZM160 226H161V224H160ZM230 225L228 224V227H229ZM59 227H61V226H59ZM58 227V230H60V228ZM138 227V228H137ZM232 227H235L236 229H237V226H236V224H235V226H232ZM242 227V226H241ZM243 227V228H244ZM16 228V227H15ZM56 228V227H55ZM64 229H65V227H63ZM68 228H67V230H68ZM77 228H79V225H77ZM223 228H226V226H223ZM57 229V228H56ZM76 229V228H75ZM85 229V226L80 230V231H83ZM158 229H160V228H158ZM161 229H160V231H161ZM177 229H178V227H177ZM185 229V228H184ZM66 230V229H65ZM64 230V231H65ZM191 230V229H190ZM193 230V229H192ZM240 230H242V228L240 229ZM139 231H140V229H139ZM176 231V230H175ZM175 231L173 230V232L175 233ZM178 231V230H177ZM196 231V230H195ZM63 232V231H62ZM84 232V231H83ZM121 232V231H120ZM147 232H149V230L147 231ZM196 232H198V231H196ZM223 232V231H222ZM58 233V232H57ZM61 233V232H60ZM65 233V232H64ZM73 233V232H72ZM114 233V232H113ZM112 233V234H113ZM117 233V232H116ZM158 233V232H157ZM172 233V232H171ZM193 233V232H192ZM66 234V233H65ZM106 234V233H105ZM125 234V233H124ZM132 234V233H131ZM170 234V233H169ZM191 234V233H190ZM200 234V233H199ZM40 235V234H39ZM70 235V234H69ZM80 235V234H79ZM130 235V234H129ZM179 235V234H178ZM42 236V235H41ZM44 236V235H43ZM67 236V235H66ZM114 236V235H113ZM123 236V235H122ZM149 236H150V239H149ZM177 236V235H176ZM192 236H194V235H192ZM191 236V237H192ZM196 236V235H195ZM101 237V236H100ZM110 237V236H109ZM109 237H108V239H109ZM129 237V236H128ZM127 237V238H128ZM138 237H137V239H138ZM154 237V238H153ZM173 237H174V235H173ZM172 237V238H173ZM239 237V236H238ZM242 237V236H241ZM118 238V237H117ZM146 238V239H145ZM175 238V237H174ZM192 238H194V237H192ZM254 238V239H253ZM67 239V238H66ZM136 239V240H137ZM151 239H154V240H151ZM252 239V240H251ZM104 240H105V237H104ZM106 240H107V238H106ZM123 240V239H122ZM129 240V242H127L128 244H131L130 243V238L128 239ZM167 240H169V239H167ZM174 240V239H173ZM177 240V239H176ZM176 240H174V241H176ZM99 241V240H98ZM140 241V240H139ZM196 241V240H195ZM66 242V241H65ZM64 242V240L62 239V245H64V247H66V243ZM68 242V241H67ZM121 242V241H120ZM123 242V241H122ZM71 243V242H70ZM94 243V242H93ZM102 243H103V241H102ZM165 243H167V242H163V241H160L159 240V243H158V249H160L161 247H162V245H165ZM68 244V243H67ZM101 244V243H100ZM112 244V243H111ZM116 244V243H115ZM125 244V243H124ZM152 243H150L149 245H151ZM173 244V243H172ZM248 244V245H249ZM258 244V243H257ZM70 245V244H69ZM68 245V246H69ZM112 245H114V244H112ZM118 245H120V243H118ZM169 245V244H168ZM37 246V245H36ZM111 246V245H110ZM122 246V245H121ZM142 245H139V246H137L138 248L137 249H135L134 250V248L132 249V250H134V251H131L127 256H124L125 258H124V260L121 262V264H129L130 262H131V256H133V255H137L138 254V252L140 251V248H142L141 247ZM119 247V246H118ZM117 247V248H118ZM187 247V246H186ZM36 248V247H35ZM96 248V247H95ZM115 248V247H114ZM117 248L116 249H112L113 250V252H115V250H117ZM120 248V247H119ZM37 250H39L38 248H36ZM41 249V248H40ZM69 249V248H68ZM121 249H122V247H121ZM62 250V249H61ZM71 250V249H70ZM147 250V249H146ZM156 250V249H155ZM183 250V249H182ZM252 251H253V248L251 249ZM255 250V249H254ZM123 251V250H122ZM100 252V251H99ZM108 252H111L110 250L108 251ZM117 252V251H116ZM120 252V251H119ZM126 252H128V251H126ZM173 252H174V250H173ZM29 254H28V256H26V254L27 253H25V254H23L22 256H21V258H23V257H30V256H32V255H34V251L32 250L31 252H28ZM60 253V252H59ZM79 253V252H78ZM77 253V254H78ZM90 253V252H89ZM101 253V252H100ZM112 253V252H111ZM111 253H108V254H111ZM121 253H123V252H121ZM132 253V254H131ZM142 253H144V252H142ZM149 253V252H148ZM127 254V253H126ZM140 254V253H139ZM52 255V254H51ZM60 255V254H59ZM63 255V254H62ZM66 255V254H65ZM64 255V256H65ZM99 255V254H98ZM104 255H105V253H104ZM121 255V254H120ZM93 256V255H92ZM95 256H96V254H95ZM112 256H113V254H112ZM141 256V255H140ZM140 256H138V257H140ZM9 257H10V255H9ZM12 257V256H11ZM10 257V258H11ZM33 257V256H32ZM55 257V256H54ZM56 257H58V256H56ZM55 257V258H56ZM63 257V256H62ZM61 255L56 259V261H57V263L59 264V262H60V260H61ZM66 257V256H65ZM101 257H102V255H101ZM119 257V256H118ZM164 257V256H163ZM191 257V256H190ZM204 257V256H203ZM12 258H15L14 256L12 257ZM11 258V259H12ZM18 258V257H17ZM64 258V257H63ZM62 258V259H63ZM93 258V257H92ZM97 258V257H96ZM143 258V257H142ZM154 258V257H153ZM152 258V259H153ZM188 258H189V256H188ZM16 259V258H15ZM14 259V260H15ZM38 259V258H37ZM51 259V258H50ZM99 259V258H98ZM117 259H119V258H117ZM116 259V260H117ZM141 259V258H140ZM148 259V258H147ZM155 259V258H154ZM192 259V258H191ZM194 259V258H193ZM13 260V259H12ZM13 260V261H14ZM63 260H65V258L63 259ZM63 260H61V262L63 261ZM96 260V259H95ZM115 260V259H114ZM142 261H143V259H141ZM158 260V259H157ZM161 261H162V259H160ZM165 260V259H164ZM1 261V260H0ZM6 261V260H5ZM4 261V262H5ZM11 261V260H10ZM25 261V260H24ZM29 261V260H28ZM46 261V260H45ZM51 261V260H50ZM145 261V260H144ZM143 261V262H144ZM149 261V260H148ZM155 261V260H154ZM160 261V262H161ZM49 262V261H48ZM52 262V261H51ZM95 262V261H94ZM136 262V261H135ZM142 262V263H143ZM150 262H152L151 260H150ZM47 263V262H46ZM56 263V264H57ZM63 263H64V261H63ZM70 263V262H69ZM82 263V262H81ZM106 263H108V264H112V263H110V262H107V261H105V264ZM145 263V262H144ZM143 263V264H144ZM153 263V262H152ZM179 263V262H178ZM183 263V262H182ZM230 263V262H229ZM34 264V263H33ZM45 264V263H44ZM52 264V263H51ZM87 264V263H86ZM131 264V263H130ZM147 264H149V263H147ZM151 264V263H150ZM154 264V263H153ZM157 264H159V263H157ZM195 264V263H194Z\"/></svg>",
  "mask_w": 264,
  "mask_h": 264
},
{
  "label": "snow or ice",
  "instance_id": "6c2138e0",
  "mask_svg": "<svg viewBox=\"0 0 264 264\" xmlns=\"http://www.w3.org/2000/svg\"><path fill=\"white\" fill-rule=\"evenodd\" d=\"M193 6H195L193 4ZM248 98L245 97V100ZM245 100H241V103H244ZM253 103H255L253 101ZM262 200H264V197H262ZM240 207L243 210L244 208V200L241 197L240 198ZM253 231L252 227L249 226L247 230L243 231V238L237 243L236 250L239 252V261L240 264H264V236H261L259 238L258 244L253 241L251 244L248 245L249 248L255 249L254 251L248 252V258H245V252H247V249L242 247L247 241H249L250 233ZM39 243V241H36ZM208 249H206L207 251ZM212 256H217V253L215 251L211 252ZM221 259L228 260L231 259V257L224 256L221 257Z\"/></svg>",
  "mask_w": 264,
  "mask_h": 264
}]
</instances>
